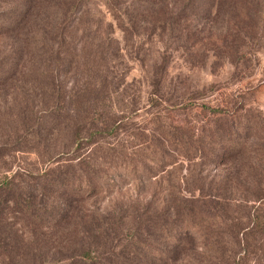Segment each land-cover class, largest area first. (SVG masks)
Segmentation results:
<instances>
[{
    "label": "rangeland",
    "instance_id": "374dc122",
    "mask_svg": "<svg viewBox=\"0 0 264 264\" xmlns=\"http://www.w3.org/2000/svg\"><path fill=\"white\" fill-rule=\"evenodd\" d=\"M69 1L0 0V177L24 196L33 176L73 165L69 173L90 175L92 188L72 194L62 228L34 225L11 206L0 235H67L60 257L88 244L111 258L138 256L144 243L168 248L164 233L184 226L190 205L213 212L214 223L195 212L192 238L166 264H205L215 251L207 225L232 249L241 225H225L246 223L264 204V17L256 25L215 0L208 13L191 15V38L173 14L181 0H126L115 13L105 0H77L68 13ZM200 104L226 110L232 125L255 126V134L223 162L177 156L148 176L114 170L138 158L128 134H147L151 118L193 124L192 138L220 127L221 115ZM103 126L110 129L99 132ZM96 218L104 222L99 238Z\"/></svg>",
    "mask_w": 264,
    "mask_h": 264
},
{
    "label": "trees",
    "instance_id": "16d2710c",
    "mask_svg": "<svg viewBox=\"0 0 264 264\" xmlns=\"http://www.w3.org/2000/svg\"><path fill=\"white\" fill-rule=\"evenodd\" d=\"M76 1L70 0L68 2V13L76 9ZM224 1L227 2V6L233 7L241 14L243 13L244 17L251 18V22L256 25H260L263 20L264 2H262V5L260 0ZM125 2L126 0H105L104 4L108 10L114 12L117 9L120 10L117 3L125 4ZM214 3L215 0H181L173 13L176 17V23L181 26V31L183 29L187 36L195 37L194 31H187V29H192L189 24L195 19L191 18V15L208 13ZM11 16L13 15L8 14L9 18ZM67 22L68 20L65 23L62 21L59 26L64 25V28ZM82 22L80 16L77 23ZM122 25L126 29L127 25L125 23ZM61 31L57 33L58 36ZM200 107L220 114L221 116L217 117V123L221 126L205 127L204 129L201 127L199 131L202 135L192 138L199 133L196 132L197 126L193 124L178 125L170 121L164 122L158 120L159 117L153 116L155 119L151 118L153 124L147 128L150 130L147 134L137 132L128 134L129 137H134V140H136V149L133 150V155L138 154V158H132V156L127 165H116L114 170L125 171L124 173L127 175L139 172L141 175L148 176L149 173L155 170L163 169L164 165L171 163L177 156L186 158L203 156L209 159L208 162L216 163V161L223 162L227 154H234L245 147L247 138L253 135L255 131V126L250 127V125L245 124L243 126L239 124L240 121H238V124L232 125L231 120L225 117L226 110L206 106L205 104H200ZM56 118L57 114H55ZM101 129L99 132H103L104 129L108 131L110 128L103 126ZM71 139L77 141L80 137L76 132ZM75 164L80 167L87 166L86 163L82 164L79 160ZM73 170L77 171L71 165L67 173L44 172L33 176V186L26 190L24 196L14 191L13 185L15 183L10 180L8 175L3 174L0 177V219L8 208L14 206V210L23 220L25 219L34 225H41V227L49 225L62 228L63 221L69 213V207L71 208L70 197L72 194L81 197L82 193L92 188L88 184L91 178L90 175L84 173V178L79 175L73 177V174L69 173ZM97 177L102 178V174H98ZM83 180L87 183L86 186L81 184ZM80 197L78 199H81ZM195 212H198V214L206 213L203 212L201 207L186 206L184 213L187 214L186 219L188 220L185 221L184 226L182 228L178 227L174 236H172L171 228L164 233L168 248L164 245L152 247L151 243H144L143 247L146 253H137L138 256L126 254L125 256L111 258L101 254L96 248L89 247L90 244H88V246H82L60 257L59 255L64 249V240L69 238L67 235L60 234L53 238L51 236L39 238L36 235L32 237L19 236L15 239L9 237L7 240L3 235H0V264H166L167 260H173L172 252L180 248L182 241L192 238L194 228L190 220L194 218ZM99 213L97 216H99ZM203 217L205 218L203 220L214 223L215 215L213 212L203 214ZM96 224L97 228H93V235L99 238V236H102L104 222H100L96 218ZM238 225H241L239 227L241 229L239 233L241 234L236 239V243L234 242L235 246L230 250L225 245L226 240L224 237L226 235L218 234L213 226L207 225L205 227L208 232L213 234L208 236L210 237L208 242L211 244L210 247L215 250L206 255L205 264H264V204L253 207L249 212L246 223L236 222L230 225L227 224L225 227L231 230ZM208 232L202 236H205Z\"/></svg>",
    "mask_w": 264,
    "mask_h": 264
}]
</instances>
